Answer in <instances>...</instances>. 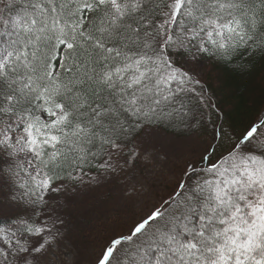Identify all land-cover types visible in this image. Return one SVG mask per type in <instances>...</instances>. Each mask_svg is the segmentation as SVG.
I'll use <instances>...</instances> for the list:
<instances>
[{
    "label": "snow or ice",
    "instance_id": "1",
    "mask_svg": "<svg viewBox=\"0 0 264 264\" xmlns=\"http://www.w3.org/2000/svg\"><path fill=\"white\" fill-rule=\"evenodd\" d=\"M258 59L264 0H0V264H53L59 198L131 176L176 128L196 158L93 264H264V106L225 128L195 72Z\"/></svg>",
    "mask_w": 264,
    "mask_h": 264
},
{
    "label": "rangeland",
    "instance_id": "2",
    "mask_svg": "<svg viewBox=\"0 0 264 264\" xmlns=\"http://www.w3.org/2000/svg\"><path fill=\"white\" fill-rule=\"evenodd\" d=\"M213 63L205 61L195 68L199 78L211 90L216 89L218 78V68ZM261 98V106H264V95ZM260 108L254 109L250 120L255 119ZM242 127L233 130L238 133ZM159 135L162 145L157 147L155 157L142 164L131 176L113 177L101 186L81 189L78 195L69 187L59 198L62 207L57 211L65 220L62 231L67 238L60 242L59 251L49 257L53 264H93L109 237L126 231L152 204L158 203L161 197L166 198L173 190L181 178L185 161L196 158L193 149L200 141V134L188 131L177 136L160 130ZM181 142L185 147L180 151L168 147L171 143Z\"/></svg>",
    "mask_w": 264,
    "mask_h": 264
},
{
    "label": "trees",
    "instance_id": "3",
    "mask_svg": "<svg viewBox=\"0 0 264 264\" xmlns=\"http://www.w3.org/2000/svg\"><path fill=\"white\" fill-rule=\"evenodd\" d=\"M215 63L212 65L218 68V84L216 81V89L214 90L207 86L206 92L211 96L213 103L217 104L220 109L222 108L225 127L237 130L248 123L254 109L258 110L263 103V97L261 98L262 94L259 89L257 88L255 92L252 89L257 87L259 77L264 74V60H256L254 68L249 66L251 69L250 74L248 71L241 70L235 64ZM259 98L261 99L258 100ZM223 109H226V112ZM161 130L177 136L192 131L183 128Z\"/></svg>",
    "mask_w": 264,
    "mask_h": 264
}]
</instances>
